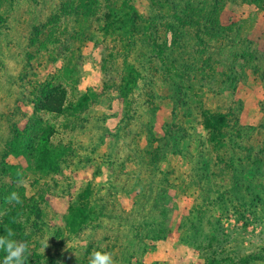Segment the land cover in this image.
<instances>
[{
    "label": "rangeland",
    "instance_id": "1",
    "mask_svg": "<svg viewBox=\"0 0 264 264\" xmlns=\"http://www.w3.org/2000/svg\"><path fill=\"white\" fill-rule=\"evenodd\" d=\"M103 1L94 16L48 24L31 44L33 26L47 22L60 0H0L7 20L0 36V148L15 134L14 126L22 134L35 126L55 130L52 141L65 154L57 172H40L26 170L29 152L4 161L0 151V174L7 169L13 182L22 173L23 195H35L42 208L35 230L17 238L28 243V259L37 263L49 254L59 263L89 264L98 250L111 252L117 264H264V0H192L207 8L203 17L192 9L183 12L182 0H132L143 19L135 36L107 19ZM212 11L228 28L223 35L207 30ZM174 21L176 36L169 29ZM205 31L208 53L197 56L198 35ZM154 33L170 52L137 40L154 41ZM52 35L67 50L51 42ZM165 55L176 59L174 70L165 65ZM69 56L72 63L64 70ZM183 72L192 87L181 83L186 102L176 108L162 79L172 73L179 83ZM58 77L68 90V114L36 111L35 97L25 96L23 87ZM172 123L181 129L174 134L180 151L171 148L150 191L148 175H133L145 174V168L127 153L149 145V124L160 141ZM17 134L26 147L29 142ZM200 155L204 167H197ZM163 186L168 230L161 238L151 231L148 237L157 215L122 214L146 207L150 198L143 204L144 194L153 196ZM71 205L91 219L84 224L82 210L71 216Z\"/></svg>",
    "mask_w": 264,
    "mask_h": 264
},
{
    "label": "trees",
    "instance_id": "2",
    "mask_svg": "<svg viewBox=\"0 0 264 264\" xmlns=\"http://www.w3.org/2000/svg\"><path fill=\"white\" fill-rule=\"evenodd\" d=\"M102 1L103 0H60L55 11L53 12V15L49 17L47 22H41L37 26H33V30H31V36L29 38V40L31 41V44L34 43L36 36L38 37L40 33L44 32L48 24H53L54 21H58V22H61L62 20L71 21V19H75L76 21H79V18L82 16H94L99 8V5L102 4ZM103 2H105V9L107 10V13H106L107 19L113 20L112 21L113 23L114 22L121 23L122 24V27L120 28L121 30H123L124 32L131 31L133 32V36H135L136 35L135 33L141 28L143 19L139 11L137 10L135 4L132 3V0H123L122 2L121 6H123V8H126L128 11L126 13V16L119 12V7H118L119 1L118 0H104ZM201 3L203 2H193L192 0H182L181 5H184V8H185L183 12H185L188 9H192L198 12L199 17H203L204 16L203 9L206 7L202 6ZM177 10L179 9L177 8ZM192 14L193 13L191 12L189 15L187 13V16L191 17ZM216 15L217 13L215 11H212L211 16L209 15L207 16V18H210L206 24L208 28L207 30H212L218 33V35H223L224 33H226L228 28L220 24V22L218 21L219 19L217 18ZM76 21H73V22L75 23ZM147 22L151 23L150 20ZM6 24H7L6 18L3 16V13H0V36L3 34L2 27ZM151 29H153V27ZM169 29L172 31V33L175 36L179 32L178 25L175 23V21L169 25ZM147 30H149L148 27H145L144 31H147ZM32 31H34V33H32ZM155 34L156 33H154V36H152V39L154 41H152L151 39H148L149 41H147V39H137V40H139V42L142 41L145 44L147 42L149 43L152 42L153 46L159 45L161 47L163 46L169 47L166 41L164 42L162 41L161 43L157 44V40H159L157 38H160V37ZM208 34H210V32L205 31V34L203 36L198 35L200 37L198 41V43L200 42V46L195 51L197 56H202L203 54L208 53V46H210L209 43L207 42V37H206ZM191 38H194V36L192 35ZM50 41L55 44L59 43L60 50L62 49L67 50L65 49V45H64L65 42L64 41L62 42L60 40V37H54V35H52V39ZM46 47L47 45H44V48ZM153 49L155 48L153 47ZM168 51L170 52V47L168 48ZM158 53H160V56L163 55V50L159 51ZM70 56L68 57L65 65L63 66L64 70L69 69L72 63L71 62L72 57ZM167 57L168 55H165V57H163V60L167 61L165 65L167 66L169 70H174L176 59L170 60ZM185 57L186 56L181 55L180 61H183V59L186 60ZM188 58L189 57H187V60ZM182 76H184L183 79L185 80L182 79L179 83H177V81L174 80V76L172 73H169V74L166 73L165 79H162V82L164 83L163 87H164L166 96L169 97V99L173 100L174 106L176 108L180 106L181 102L183 103L186 102L183 96L181 95L182 87L184 86L190 87V88L192 87V84L190 83V81H188V78H186L184 72L182 73ZM59 79L60 77H58V79L56 78V79L47 80V81L46 80L41 81L39 79H34L33 81L29 83V88L23 87V89L25 90V93H24L25 96H28L29 94L35 97V101H32L31 103L35 105L36 111H44L46 113L49 112V113L58 114V115L68 114L70 110V105L68 106L67 104L68 90L63 85L62 81H58ZM181 83H183L182 87H181ZM135 84L137 85V82ZM153 85H154V81H153ZM31 87L34 89L33 92L30 90ZM35 93H37L36 96H35ZM152 93H151L152 96L151 95L150 96L154 98L155 93L154 94ZM85 100H88V94L85 96ZM73 108L75 111L76 108L75 107ZM174 117L175 118L178 117L177 113H175ZM40 123H43V121H40ZM150 124H149V130L151 131H149V133L151 134L150 140L152 141L149 143V145H147L144 148H139L135 150L131 149V151L128 152L127 154L134 158V162H136V164L139 167L141 168L144 167L146 170L145 174L143 173V171H139L133 174L134 177H137V179H139L143 177L144 175L145 176L148 175L150 179V182L148 184L149 189L150 191H154L152 187L153 185H151V181L153 180L159 181V178H161V170H160L161 163L163 162L165 158H167L168 153L170 152L172 147L178 146V149H179L178 151H180V146L178 145L180 141L179 140L177 141V139L174 137V134L181 129H177L178 128L177 124L172 123L171 125L168 126V130H166L167 135L164 136L159 141L157 140V138H154L155 135L152 132V128H150ZM130 126L128 128L130 129V132L133 133L134 131L132 130V126L131 127ZM34 127L35 126L33 127L29 126L23 132L24 134H22V132L17 127L14 126L13 132H15V134H13V136L9 138L7 142H5V145L3 148L2 147L0 148V151L3 150L2 152H4V158H5L4 161L12 154L13 155L20 154V153L23 154L25 152L28 154L29 152L28 154L29 166H28V169L26 170L40 171V172H57L61 167V162L65 160L63 158L65 154L63 155L61 152H59L56 144L52 141L55 130L53 131L52 129V131L47 132L44 128L42 129V131L41 130L35 131L37 128H34ZM214 133L216 134V132ZM16 134H17L18 139L23 137L24 142L27 141L29 142V144L26 147H21L19 145L20 140L18 141L15 140ZM113 136L115 139H117L121 137L122 135L116 134ZM182 138H185V135H183ZM216 141L220 142L218 140ZM129 146L133 148L131 145ZM109 151L111 153V156L116 155L114 146L111 144L109 147ZM206 163H207V160L203 157V155H200L198 158L197 167H204L207 165ZM0 177L2 179V183L0 184V211H3L5 209L8 210L6 215L0 217V235L5 234L6 227H11L15 231V235H16L13 238L16 240L17 238L22 240L25 238L26 233H29L32 230H35V228L37 227V224L42 218V208L40 207L39 203L35 199H33L35 195L29 196V197L23 195V190L25 188L24 186L17 185V178L13 182H8V180L10 179H9V173L7 169L1 172ZM17 186L18 188H15ZM13 190L18 191L20 193V196L24 201L23 205H9L5 203V197H7ZM166 190L167 188L163 186L160 188V191L158 188L159 192L157 191L156 194H154L153 196L150 193H148V195L144 194L145 197L142 201L143 204L145 203V200L147 198H150V201L148 204H146V207L139 205V207H135L132 211L128 212L127 214H122V215H126L129 219L137 218L139 214L141 213L145 214L146 212L150 214L153 218L157 215L160 218V220L157 223L152 224L151 228L148 230L147 236L149 237V233L151 231L152 233H155V235H159V236L153 235L154 237L161 238L162 234H165L166 230H168L167 229L168 224H166V222L169 221L170 219V215L168 214V207L166 205V199H167ZM39 197L42 198L41 193H39ZM71 204H74V202H72ZM79 210L80 211L82 210L85 212V214L81 218L84 224L87 223L91 219V215L87 213L85 209L80 208ZM79 210L78 208L74 207V205H71L70 206L71 216L73 212H77ZM26 264H65V263L57 262L56 256L48 254L45 257L39 256V260H37V263H36V260L35 262L34 261L31 262L29 259H27Z\"/></svg>",
    "mask_w": 264,
    "mask_h": 264
},
{
    "label": "clouds",
    "instance_id": "3",
    "mask_svg": "<svg viewBox=\"0 0 264 264\" xmlns=\"http://www.w3.org/2000/svg\"><path fill=\"white\" fill-rule=\"evenodd\" d=\"M25 183L23 174H18L17 185L23 186ZM5 203L9 205H23L24 201L18 191H13L5 197ZM7 211V209L0 211V217L6 215ZM14 236L15 231L11 227H6L5 234L0 235V251L5 253L2 264H26L30 255L28 243L14 239ZM89 264H117V262L111 252L93 250L89 257Z\"/></svg>",
    "mask_w": 264,
    "mask_h": 264
}]
</instances>
